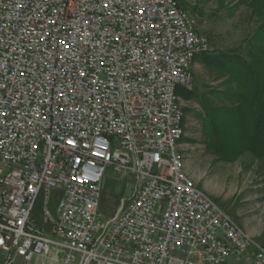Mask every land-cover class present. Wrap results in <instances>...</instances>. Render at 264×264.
<instances>
[{
  "label": "built area",
  "instance_id": "built-area-1",
  "mask_svg": "<svg viewBox=\"0 0 264 264\" xmlns=\"http://www.w3.org/2000/svg\"><path fill=\"white\" fill-rule=\"evenodd\" d=\"M209 51L177 0H0L4 264H264L185 166L177 90ZM108 166L135 183L104 220Z\"/></svg>",
  "mask_w": 264,
  "mask_h": 264
},
{
  "label": "rangeland",
  "instance_id": "rangeland-1",
  "mask_svg": "<svg viewBox=\"0 0 264 264\" xmlns=\"http://www.w3.org/2000/svg\"><path fill=\"white\" fill-rule=\"evenodd\" d=\"M177 1L182 9L196 19L197 31L207 38L210 51L206 54H235L250 60V53L254 49L249 42L258 20L247 3L240 0ZM192 76V87L188 91L196 98L183 100L180 94L182 89L177 92L186 120L185 136L181 142L186 169L199 188L210 195L254 240L264 245V172L260 161L249 153L234 160H225L216 155L207 147L202 135L203 125L198 118L202 114L198 101L209 100L216 106H221V103L227 105V102L212 93L227 90L225 83L228 76L209 71L198 57L193 60ZM134 183L133 177L110 166L106 167L99 208L104 220L114 214L120 199L129 197ZM56 200L55 194L51 196L47 207L50 211H54ZM42 208L40 198L35 206L34 222L45 227L40 218ZM228 264L234 263L229 260Z\"/></svg>",
  "mask_w": 264,
  "mask_h": 264
},
{
  "label": "trees",
  "instance_id": "trees-1",
  "mask_svg": "<svg viewBox=\"0 0 264 264\" xmlns=\"http://www.w3.org/2000/svg\"><path fill=\"white\" fill-rule=\"evenodd\" d=\"M240 1L247 3L258 20L249 42L253 53L250 60L226 53L197 56L209 71L228 76L227 90L212 93L227 105L198 101L202 112L198 118L207 147L216 155L234 160L249 153L260 161L264 172V0ZM180 94L183 100L196 98L188 90L182 89Z\"/></svg>",
  "mask_w": 264,
  "mask_h": 264
},
{
  "label": "crops",
  "instance_id": "crops-1",
  "mask_svg": "<svg viewBox=\"0 0 264 264\" xmlns=\"http://www.w3.org/2000/svg\"><path fill=\"white\" fill-rule=\"evenodd\" d=\"M187 171H188V169H187ZM230 261H232L234 264H243L242 261H234V260H230ZM228 262L229 261L225 262L224 264H228ZM0 264H4V257L3 256L0 257ZM15 264H23V262H22V260L17 259ZM30 264H39V262H32Z\"/></svg>",
  "mask_w": 264,
  "mask_h": 264
},
{
  "label": "snow or ice",
  "instance_id": "snow-or-ice-1",
  "mask_svg": "<svg viewBox=\"0 0 264 264\" xmlns=\"http://www.w3.org/2000/svg\"><path fill=\"white\" fill-rule=\"evenodd\" d=\"M68 143H69L70 145H72V146H75V145H74V142L71 141V140H69ZM92 155L95 156V155H97V153H96V152H93ZM77 163H79V160L77 161Z\"/></svg>",
  "mask_w": 264,
  "mask_h": 264
}]
</instances>
